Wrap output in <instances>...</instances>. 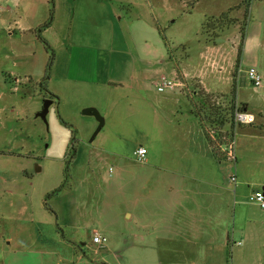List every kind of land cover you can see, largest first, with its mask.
<instances>
[{
  "label": "rangeland",
  "instance_id": "obj_1",
  "mask_svg": "<svg viewBox=\"0 0 264 264\" xmlns=\"http://www.w3.org/2000/svg\"><path fill=\"white\" fill-rule=\"evenodd\" d=\"M193 3L0 0V18L5 19L0 22V264H157V251L130 245L124 216L129 182L145 165L134 151L139 146L159 151L166 142H160L165 128L195 117L194 102L211 112L198 96L207 93L203 85L213 92L202 98L219 109L229 131L242 28L247 42L243 40L241 53L246 50L250 62L258 64L261 84L254 85L238 70L235 106L247 105L254 123H264V0H251L247 17L245 0ZM21 7H36L39 21L24 36L6 30L14 26ZM108 7L120 19L109 22ZM222 12H229L233 22L215 44L207 42L200 34L202 22ZM50 16L49 26L39 30ZM117 34L121 41L114 37L108 49H101L102 39ZM29 49L33 58L23 56ZM240 59L238 69L254 67ZM162 75L178 84L158 92ZM47 98L53 101L45 123L36 113ZM86 107H95L104 119L92 141L98 122L82 113ZM217 127L207 123L205 129L211 135ZM170 134L177 146L182 134L178 129ZM202 137L204 143L203 132ZM229 163L234 167V161ZM108 167L113 168L110 176ZM232 188L228 254L226 248L201 245L198 251L192 246L175 253L174 260L264 264V209L248 197L256 188L239 177ZM95 230L105 233L107 248L89 242ZM80 241L85 242L81 247Z\"/></svg>",
  "mask_w": 264,
  "mask_h": 264
},
{
  "label": "crops",
  "instance_id": "obj_2",
  "mask_svg": "<svg viewBox=\"0 0 264 264\" xmlns=\"http://www.w3.org/2000/svg\"><path fill=\"white\" fill-rule=\"evenodd\" d=\"M35 8H19L13 21L14 26H7L8 33L24 36L35 30V25L39 23L37 15L34 16ZM107 14L109 22L121 17L113 7H108ZM22 18L28 20L25 25L20 22ZM1 21L5 19L1 17ZM119 35H110L107 40L102 39L101 49H108L111 45L109 40L114 37L121 41ZM31 41L33 42V37ZM81 43L90 49L96 48L88 43ZM27 46L30 48L29 44ZM29 50L23 56L33 58L34 51L31 53V49ZM245 54L246 50L241 53V57L247 65L259 69L258 64L250 62ZM241 65L242 59L239 62V66ZM91 69L88 68L87 71L91 72ZM182 74L186 80L185 74ZM136 75L138 77V74ZM143 75L146 76L144 71ZM203 87L207 93L213 92L204 85ZM200 118L201 116L189 115L185 125L171 123L169 128H165L160 138L161 144L166 141L164 146L153 153L146 150L145 160L140 161L145 164L141 173L129 182L130 198L124 216L126 224L129 225V234L132 235L130 245H143L157 251V264H189L186 260H174L173 255L191 249L192 246L195 251H198L201 245L204 249H228L229 230L232 228L231 212L234 210L231 195L234 181L229 179L230 175L234 174L236 181L239 177L240 182L245 185L252 183L256 189L264 190V175L261 174H264V123L234 127L232 143L235 161L234 167H231L227 163L232 161H219L208 155L206 147L202 148L206 144L204 140V143H201L206 125H202ZM177 129L182 135H178L175 146L174 135L170 133ZM226 130L225 124L222 131ZM95 136L92 135L89 141ZM260 151H263V155ZM89 160L94 162L93 157ZM239 163L246 167L238 166ZM231 171L234 172L230 173ZM112 172L108 167L109 176ZM95 232L106 236L104 232L93 231L89 238L93 245L95 244L91 238ZM107 243L108 238L104 245L106 248ZM84 244L85 242L80 241L79 246ZM67 264L76 262L68 261Z\"/></svg>",
  "mask_w": 264,
  "mask_h": 264
},
{
  "label": "trees",
  "instance_id": "obj_3",
  "mask_svg": "<svg viewBox=\"0 0 264 264\" xmlns=\"http://www.w3.org/2000/svg\"><path fill=\"white\" fill-rule=\"evenodd\" d=\"M183 1V0H181ZM198 0H192V3L196 2ZM251 0H245V16L247 17L248 15V8L250 6ZM194 3L192 5H194ZM191 5V6H192ZM232 9V8H230ZM51 16L49 17L48 20L43 22L41 25H39L38 29L41 30L42 26L48 27L50 23ZM49 21V22H48ZM233 18L229 16V12H222L217 16L211 15L207 16L204 21L202 22L201 25V35H205V40L207 42H210L212 44H215L216 39L218 36H220V32H222L225 28H227L230 24H232ZM38 30V31H39ZM245 37V30L244 28L241 29L240 31V45L238 48L237 52V60H236V66L233 71V89H232V104H231V113H233V109L235 108V93H236V87H235V81L237 77V71L239 67V61L241 57V52H242V45H243V40ZM51 60V57H50ZM198 94V93H197ZM207 93H203L202 96L206 95ZM198 96L201 98L202 102L210 107L211 112L207 113L202 111L201 106L199 103L194 102V115L195 116H201L200 121H202V125L208 124H214L218 125V129L213 130V134L208 135L209 133L207 132V129H204V135H205V142L207 147L205 148L207 150L208 155L215 157L219 161H229L227 159V146L233 142V132H234V127H235V122L233 121V115H232V122L230 123V129L229 131H222V127L226 124V122L223 120L224 117L219 112V109L217 107H214V104L209 105V103L206 102V99L202 98L200 94ZM52 98V96H51ZM213 108V109H212ZM240 108L244 109L245 106L241 105ZM218 109V110H216ZM213 112V113H212ZM218 118V119H217ZM74 156V155H73ZM65 182V179H64ZM63 184L58 188L52 191L48 196L50 197L51 195H54L57 190H59ZM226 254H228V249H226Z\"/></svg>",
  "mask_w": 264,
  "mask_h": 264
},
{
  "label": "built area",
  "instance_id": "obj_4",
  "mask_svg": "<svg viewBox=\"0 0 264 264\" xmlns=\"http://www.w3.org/2000/svg\"><path fill=\"white\" fill-rule=\"evenodd\" d=\"M239 72H243L246 78L252 82L254 85L259 86L261 84V74L255 67H247L245 69H238ZM178 83L175 81L166 78L162 75L156 85V89L158 92H163L166 89H173ZM233 121L237 124L241 125H249L254 123L255 115L252 112L247 111L246 109H242L239 106H235L233 109ZM134 155L138 161H144L146 155V149L143 146H139L135 151ZM227 159L229 161H235V155L233 152V143L229 144L227 147ZM113 170L112 167H109V171ZM229 179L231 181H235L236 176L234 174L230 175ZM249 200L255 204H257L261 209H264V190L255 189L249 194ZM92 243L98 246H104L107 242V237L101 235L98 232L93 233L92 235ZM199 264V263H198Z\"/></svg>",
  "mask_w": 264,
  "mask_h": 264
},
{
  "label": "water",
  "instance_id": "obj_5",
  "mask_svg": "<svg viewBox=\"0 0 264 264\" xmlns=\"http://www.w3.org/2000/svg\"><path fill=\"white\" fill-rule=\"evenodd\" d=\"M52 101L53 100L51 98L44 99L42 108L36 113V117H40L45 123H46V114L48 112L49 105L52 103ZM82 113L87 115H93L98 121V125L93 133V136H95L104 124L103 117L100 115L99 111L95 107H86L83 109Z\"/></svg>",
  "mask_w": 264,
  "mask_h": 264
}]
</instances>
